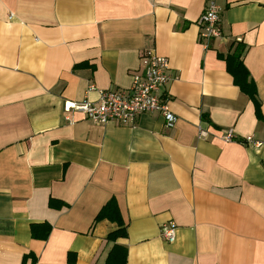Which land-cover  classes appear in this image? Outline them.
<instances>
[{"label": "crops", "instance_id": "0c3cea01", "mask_svg": "<svg viewBox=\"0 0 264 264\" xmlns=\"http://www.w3.org/2000/svg\"><path fill=\"white\" fill-rule=\"evenodd\" d=\"M206 2L0 0V264H103L114 244L126 264H264V0H216L207 46ZM237 44L260 118L226 67ZM149 50L178 78L173 126L66 119V102L128 88Z\"/></svg>", "mask_w": 264, "mask_h": 264}, {"label": "built area", "instance_id": "2783aa9c", "mask_svg": "<svg viewBox=\"0 0 264 264\" xmlns=\"http://www.w3.org/2000/svg\"><path fill=\"white\" fill-rule=\"evenodd\" d=\"M197 22L200 27L199 39L206 42L205 46L211 39L221 36L219 7L216 0H207ZM169 70L167 57L150 50L146 51L140 57L138 70L131 73V84L128 88L101 90L96 102L88 99L66 102V119L71 120L69 117L71 113H79L96 124L114 121L133 126L140 114L158 112L163 116L166 126L171 127L176 121V116L169 108L171 98L166 85L178 78L171 75ZM198 130L199 135H206V131L200 126ZM220 137L227 142L237 141L253 146L261 144L251 135L237 139L231 129L221 131ZM160 233L163 238L172 241L175 233L174 224H163Z\"/></svg>", "mask_w": 264, "mask_h": 264}, {"label": "trees", "instance_id": "16d2710c", "mask_svg": "<svg viewBox=\"0 0 264 264\" xmlns=\"http://www.w3.org/2000/svg\"><path fill=\"white\" fill-rule=\"evenodd\" d=\"M244 47L240 44L234 48L231 53L225 55L224 59L226 61V67L228 72L231 74L233 83L239 87V89L246 93L255 104V112L260 118L259 102L256 97V89L253 80L249 77V73L242 62V53ZM110 205H106L95 217V222L100 220L106 215V211L109 209ZM45 226V232L47 234L49 226ZM34 228V227H33ZM126 236V231L124 228H119L108 234L107 238L110 240H115L117 237ZM127 248L123 245L114 244L110 251L108 252L103 264H126Z\"/></svg>", "mask_w": 264, "mask_h": 264}]
</instances>
